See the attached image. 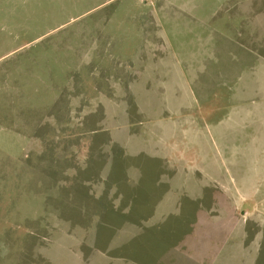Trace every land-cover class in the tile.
<instances>
[{
  "label": "rangeland",
  "instance_id": "374dc122",
  "mask_svg": "<svg viewBox=\"0 0 264 264\" xmlns=\"http://www.w3.org/2000/svg\"><path fill=\"white\" fill-rule=\"evenodd\" d=\"M222 3L20 0L6 11L0 264H264V154L238 175L219 136L258 99L235 79H214L209 94L193 84L198 56L240 51L205 45L223 32ZM209 138L222 167L205 157Z\"/></svg>",
  "mask_w": 264,
  "mask_h": 264
},
{
  "label": "crops",
  "instance_id": "0c3cea01",
  "mask_svg": "<svg viewBox=\"0 0 264 264\" xmlns=\"http://www.w3.org/2000/svg\"><path fill=\"white\" fill-rule=\"evenodd\" d=\"M19 1L0 0V11L4 10V13L0 14V24L4 21L7 25L4 30L9 33H12L11 30L14 28L10 20H15V18L13 14L6 13V11L9 10L13 13L17 10L18 12ZM222 1L225 11L218 21V28L216 27L214 30L223 32L216 35V40L215 38L210 39L205 45L219 48V50L238 48L240 51L238 50L233 59H226L223 56V51L221 54L219 51L210 52L209 57L198 56V63L203 61L205 66L201 67L200 73L192 70L195 78L193 84L196 88H203L209 94L211 90H214V79L219 80V85L221 80L224 82L227 79H235V89L239 90L238 95L241 94L243 98L258 99L257 102L251 104L252 108L245 106L243 109H239L237 116L232 118V133H229L226 128L219 132L229 153L228 162L231 165L235 164L233 167L238 169V175H245L247 170L244 169V166H240L242 160H245L246 165L253 162L258 163V161H262L261 156L264 154V53H261L260 50L264 49V10L260 11L259 9L260 2L263 0ZM229 31L232 35L228 33ZM219 38L223 39L222 43H219ZM95 48H99V43ZM225 62L231 66L224 67ZM207 64L216 66L208 67ZM201 76L211 77L210 82ZM248 130L253 132L249 138L247 137ZM235 131H241V133L233 135ZM206 140L211 144L210 148L205 150V157L207 160H215L214 165L217 166L222 163L221 158L217 155L216 159L211 158L213 141L211 138ZM220 165L223 166V164ZM259 168L260 166L256 165L253 173L258 172L256 169ZM233 204L236 203L233 202Z\"/></svg>",
  "mask_w": 264,
  "mask_h": 264
}]
</instances>
